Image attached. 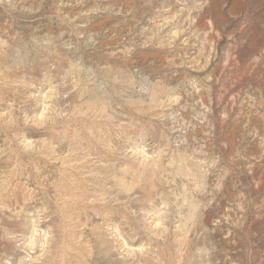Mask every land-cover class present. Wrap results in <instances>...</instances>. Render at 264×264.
<instances>
[{
	"label": "rangeland",
	"instance_id": "1",
	"mask_svg": "<svg viewBox=\"0 0 264 264\" xmlns=\"http://www.w3.org/2000/svg\"><path fill=\"white\" fill-rule=\"evenodd\" d=\"M0 264H264V0H0Z\"/></svg>",
	"mask_w": 264,
	"mask_h": 264
}]
</instances>
